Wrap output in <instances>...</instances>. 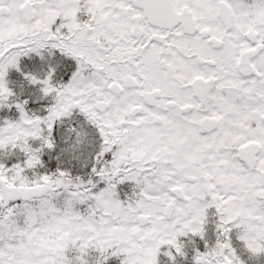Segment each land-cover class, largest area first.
I'll use <instances>...</instances> for the list:
<instances>
[{"label":"snow or ice","instance_id":"obj_1","mask_svg":"<svg viewBox=\"0 0 264 264\" xmlns=\"http://www.w3.org/2000/svg\"><path fill=\"white\" fill-rule=\"evenodd\" d=\"M0 264H264V0H0Z\"/></svg>","mask_w":264,"mask_h":264}]
</instances>
